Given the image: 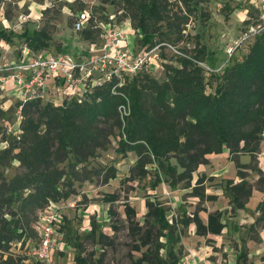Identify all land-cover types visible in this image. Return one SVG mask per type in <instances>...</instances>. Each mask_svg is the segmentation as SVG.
Masks as SVG:
<instances>
[{
	"label": "trees",
	"instance_id": "obj_1",
	"mask_svg": "<svg viewBox=\"0 0 264 264\" xmlns=\"http://www.w3.org/2000/svg\"><path fill=\"white\" fill-rule=\"evenodd\" d=\"M113 1L121 3L120 8L127 12L133 25L142 29L144 35L140 42L148 45L172 40V34H176L175 39H180L184 23L203 2ZM80 3L82 8L84 2L80 0ZM70 4L75 8L73 2ZM90 12V22L82 34L97 37L99 29L93 28L92 21L100 11L94 7ZM104 12L103 20H108L109 14L106 10ZM201 14L207 15V12L201 11ZM249 14H252L251 10ZM17 34L34 49L53 47L52 31L45 25L35 29L26 27L17 32L9 30L0 21V39L9 42ZM202 47L199 53L203 54ZM210 74L208 77L204 67L195 60L181 57L179 65L166 63L162 79L150 72L137 74L121 87L123 94L113 93L110 86L105 85L97 86L81 102L75 98L65 99L61 104L40 98L18 100L21 131L10 135L9 144L0 150V168L15 158L24 168L9 179L0 169V178L4 179L0 182V206L6 208L0 213V264H28L25 260L28 255L7 253L13 241L23 239L24 246L25 239L35 232L34 229L29 231L25 219L27 211L70 196L72 191L68 186L76 178L73 165L89 162L101 149L107 148L117 132L127 135V138L120 137L117 147L124 145L123 153L127 149L140 151L143 142H148L157 163L173 177L174 184L176 177L191 178L193 171L208 160L211 152L228 147L237 162L241 180L235 182L233 178H225L223 188L231 202L244 206L253 190L244 169L250 167L251 162H241L239 156L249 153L252 159H258L264 139V31L257 35L241 59L235 58L223 69ZM214 79V90L209 91L207 85L213 84ZM121 104L129 107V113L122 114ZM7 116L8 109L0 105V130L3 126L1 120ZM128 139L132 142L129 143ZM172 155L176 157L175 162L171 160ZM258 170L263 172L259 167ZM205 176V173L199 175L198 184L192 190L200 199L213 196L204 189ZM260 178L264 180V177ZM160 180L158 177L157 181ZM146 205L147 224L139 227V232L143 231L140 240L145 248L132 264H182L181 249L175 246L181 241L182 230L191 222L196 223L200 234L221 233L225 226L221 210L210 211L205 223L198 211L188 215L184 205L180 206L179 216L173 220L161 201L148 198ZM259 208L262 217L264 200L259 203ZM92 224L95 229L96 222ZM37 237L31 239L32 246ZM168 242L172 247L163 254L161 250ZM42 263L34 259V264ZM75 264H90V261L78 253Z\"/></svg>",
	"mask_w": 264,
	"mask_h": 264
},
{
	"label": "rangeland",
	"instance_id": "obj_2",
	"mask_svg": "<svg viewBox=\"0 0 264 264\" xmlns=\"http://www.w3.org/2000/svg\"><path fill=\"white\" fill-rule=\"evenodd\" d=\"M82 1L84 3L81 8L80 0H0V21L9 30L17 32H21L26 27L35 29L45 25L52 31V50L54 52L72 53L74 56H77L83 47L89 45V42L82 36V30H76L73 26L78 10L87 8L91 11L92 8L97 7L100 11L97 13L99 21L104 19L103 14L106 10V13L109 14L116 13L118 23L129 20L135 27L127 12L120 8L122 7L121 3L113 0ZM71 2L75 8L70 4ZM248 6L254 14L255 10L251 9L253 8L251 0H203L200 8L192 13L188 21L184 23L182 37L175 39L176 34H172L171 38L174 39L167 40L174 43L176 48H182L188 52L193 60L201 59L206 61L212 69H219L235 58L241 59L244 52L248 51L257 37L237 49L231 56L229 45L238 39L239 30L246 23L244 17H247L245 15L249 14V11L247 14L244 11ZM201 11L207 12V15H202ZM92 23L93 28L99 29L95 26L97 21L93 20ZM143 35L141 28L131 32L126 48L134 53L133 44L138 42ZM23 42L24 40L18 34L14 35L9 42L0 39L1 50H6L7 55L11 58ZM201 47L204 49L203 54L199 53ZM181 57L185 56L175 52L170 46L163 45L157 56L159 64L154 61L152 74L162 79L165 76L166 63L179 65ZM205 73L210 77L211 74L206 70ZM215 80L213 84L207 85L209 91L214 90ZM95 88L92 86L82 99L88 97ZM52 97L59 102L63 101V103L65 99H77V96H64L54 93ZM79 97L83 96L80 95ZM18 99V93L0 89V105L4 109H8V116L1 120L3 126L0 130V150L9 144L8 137L10 135L21 131L22 115L21 107L17 105ZM120 137L127 138V135L125 132L123 134L117 132L111 137L107 148L101 149L97 156L92 157L89 162L73 165L76 178L68 186L72 191L71 195L62 198L65 200L62 216L64 219L59 228L61 235L58 237V245L55 247L52 256V264H75L78 253L87 256L90 264H132V261L140 256L145 248L141 244L140 237L143 231L139 232V227L147 224L146 212L148 207L146 200L148 198L165 204L171 220L177 219L179 216L181 204L187 209L188 215H193L197 211L204 213L205 210H202V207H205V198L200 199L192 192L193 187L198 184L199 175L206 174L203 185L207 193L208 186L210 189L216 190L225 183V169H228L226 172L228 175L238 174L237 162L232 157L233 161H231L228 157V148L224 146L222 151L211 152L208 155V160L199 164L198 168L193 171L191 178L178 179L176 177L177 182L174 184L172 182L173 177L164 172L163 165L157 163L148 142H143L144 146L140 147V151L127 149V152L123 153L121 150L124 151V145L120 144V148H117ZM128 142L132 141L128 139ZM241 155L239 159L242 162ZM260 155L264 159V139L261 141L258 159L250 158V167L244 169L247 179L252 184V194L256 188L260 189V193L264 195V181L260 178L264 172L258 170ZM175 159L176 157L172 155L171 160L175 162ZM231 162L232 164H230ZM61 164H65V162H61ZM23 168L20 161L15 158L10 160L7 165L3 164L0 169L5 172V178L9 179L22 171ZM158 177L161 178L160 181H157ZM236 178L240 179L241 176ZM2 180L4 179L0 178V182ZM256 193L259 192L256 190ZM40 209L31 208L25 216V219L28 220L29 231L33 232V229L35 231L34 234H31L30 240L37 235L35 224ZM224 209L227 213V219L230 220L229 216L233 212L231 205L224 207ZM3 211H6V208L0 206V213ZM5 215L11 216L10 213ZM94 221L97 225L95 229L92 226ZM192 224L191 230L189 227L182 230L181 241L175 246L176 249H181V263L189 264V261L193 262L194 260L199 263L202 260L205 264L204 260L207 258L211 259L214 264H230L231 257H233L230 253L232 254L240 239L229 237L226 233H222L224 234L223 239H221V234L213 233L211 236L200 234L197 232L196 224ZM245 225L249 228L248 236L252 239L250 244L258 245L264 236V220L252 224L246 223ZM162 239H165L164 236ZM232 245L234 248L228 250V247ZM25 246L20 241L17 243L13 241L7 253L26 254L28 257L31 255L34 258L35 256L31 252L32 245L30 247ZM171 247V242H168L161 250L162 253L167 254L168 248ZM260 251L258 259L264 260V250ZM30 264H34V260Z\"/></svg>",
	"mask_w": 264,
	"mask_h": 264
},
{
	"label": "built area",
	"instance_id": "obj_3",
	"mask_svg": "<svg viewBox=\"0 0 264 264\" xmlns=\"http://www.w3.org/2000/svg\"><path fill=\"white\" fill-rule=\"evenodd\" d=\"M254 14H248L238 39L230 43L231 56L240 47L264 31V0H254ZM109 14V13H108ZM91 12L84 8L77 11L73 26L76 30L84 29L90 22ZM95 24L99 28V42L91 45V48L83 56L77 57L68 52H53L49 49H34L24 41L16 50V56L9 57L6 50L0 54V89L18 93V100L27 101L33 98L53 100L51 80L63 84L58 85V93L61 95L77 96L82 101L85 95L93 87L109 85L113 93H122L121 87L141 72L152 73L153 63L163 45L170 46L180 55L193 59L184 49L176 48L174 43L163 40L153 45L141 44L137 53H132L126 48L128 45L129 30L127 21L118 23L116 13L109 14V19L98 20ZM124 22V24H123ZM132 25V24H131ZM140 27H138V30ZM8 44V43H7ZM210 73L223 69H212L206 61L194 59ZM83 97H79V96ZM119 109L122 114L129 113V107L121 104ZM65 200L50 201L42 207L38 213L37 240L31 246L33 255L43 262L52 264L54 247L58 241V222L63 216Z\"/></svg>",
	"mask_w": 264,
	"mask_h": 264
},
{
	"label": "crops",
	"instance_id": "obj_4",
	"mask_svg": "<svg viewBox=\"0 0 264 264\" xmlns=\"http://www.w3.org/2000/svg\"><path fill=\"white\" fill-rule=\"evenodd\" d=\"M251 1L254 3V0H251ZM249 10H250L249 6L246 7L245 11H244L245 14H247ZM247 15H245V16H247ZM245 18L246 17H244V19ZM123 24H124V22H123ZM125 26L129 27L128 30H129L130 34H131V32H135V30L138 29V27H133L131 25V23L128 21H127ZM239 32H240V30H239ZM82 36L85 40H87L89 42V45L87 47H83L82 50L77 54V57L83 56L85 53H87L89 51V49L91 48V45L93 43L99 42V36H97V37H86L83 34H82ZM134 44H133L134 52L137 53L140 50V46L142 43L140 42V39H139L138 42H136ZM1 48L2 47L0 46V49ZM45 49H48V48H45ZM49 50H52V49L49 48ZM56 52H59V51H56ZM14 55L16 56V51L14 52ZM61 82L63 84V80H61ZM57 84L60 85L61 83L54 80V79L51 80V86H52L53 93L57 94V95H61L57 91L58 87H59ZM227 152H228V157L231 159V161H233V159L231 158V153L229 151V148H228ZM241 156L243 158L242 162H249L250 161L251 155L249 153H242ZM229 158H228V160H229ZM262 158L260 155V157H259V159H260L259 168H261L264 172V159H262ZM230 164H232V162ZM227 170L228 169H225V176H224L225 178H233L235 182H238L241 180V178L240 179L236 178L239 176V174H234V175H228V173L226 174V172H228ZM214 175H218V174H214ZM261 176L264 177V173ZM224 181H225V179H224ZM262 181H264V180H262ZM223 186H224V184L220 185L216 190H212L208 186L207 194H213V196L211 198H209V197L205 198V200H206L204 203L205 207H202L203 208L202 210H205V212L201 213L198 211L199 215L201 216L202 220L205 223H207L208 213L210 211L221 210L222 211V220L225 223V226H224L221 233H214V234H221V239L224 238V234H222V233H226V235H228L229 237L240 239L239 244H237L235 246L236 248L233 249L234 251L232 252V254L230 253V255L233 256V257H231V260L229 262L230 264H263L264 260L258 259V257H259L258 254H259V252H261L260 250H264V236L262 237V240H261V242H259L258 245L254 246L253 244H250V240H252V239L250 236H248V234H249L248 229L249 228H247V226L245 224L246 223L252 224L253 222H260L261 220H264V214L262 217L260 216L262 213V210L259 208V203L264 200V195H262L260 193V189L255 188L253 191V194L250 196L251 198L247 199V201L245 202V205L244 206H237L233 202L230 201V196H228V194L226 193ZM256 190L259 193H256ZM228 205H231V208L233 210L232 215L229 216L230 220L227 219V213H226V210L224 209V207L226 208V206H228ZM256 208H257V210H255ZM250 212H252L253 214H251ZM254 214H255V216H254ZM63 219L64 218H62L58 222V230L60 233L59 236L61 235V231L59 228L63 223ZM192 223H195V222H191L189 224V226H188L189 230H191L190 228H193ZM194 227H195V225H194ZM208 234H209V236L213 235L212 232H209ZM29 238L27 237L25 239V245H26L25 247H30V245H32L31 244L32 240H30ZM19 241L22 244L23 239H21ZM19 241H17V242H19ZM57 245H58V243H56L55 247ZM207 246H209V245H207ZM55 247H54V250H55ZM231 248H234V246L232 245V246L228 247V250H230ZM256 248H257V250H256ZM54 250H53V253H54ZM211 250H212V248L210 246V251ZM208 252H209V250H208ZM207 255H209V254H207ZM34 259H36V257L32 258L30 255L25 260L28 264H30L31 261H33ZM200 262H201V264H203L202 260L199 261V263ZM199 263L196 260H194L193 262L189 261V264H199ZM204 263L205 264H214V263H212L211 259H207V258L204 260Z\"/></svg>",
	"mask_w": 264,
	"mask_h": 264
}]
</instances>
